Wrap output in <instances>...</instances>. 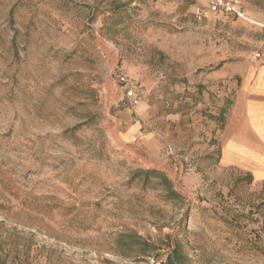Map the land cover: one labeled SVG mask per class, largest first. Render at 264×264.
<instances>
[{
  "label": "rangeland",
  "instance_id": "rangeland-1",
  "mask_svg": "<svg viewBox=\"0 0 264 264\" xmlns=\"http://www.w3.org/2000/svg\"><path fill=\"white\" fill-rule=\"evenodd\" d=\"M208 1L0 0V264H264V181L210 128L264 0L195 18Z\"/></svg>",
  "mask_w": 264,
  "mask_h": 264
},
{
  "label": "crops",
  "instance_id": "crops-1",
  "mask_svg": "<svg viewBox=\"0 0 264 264\" xmlns=\"http://www.w3.org/2000/svg\"><path fill=\"white\" fill-rule=\"evenodd\" d=\"M237 73L239 78L229 107L216 112L219 116L214 117L210 126L215 131L214 147L219 150L220 165L239 167L256 182L264 181V61L254 60ZM183 131L189 134L191 128ZM140 133V125L132 123L124 128L123 138L131 141ZM151 137L160 141L154 133ZM191 177L188 175L187 180Z\"/></svg>",
  "mask_w": 264,
  "mask_h": 264
},
{
  "label": "built area",
  "instance_id": "built-area-1",
  "mask_svg": "<svg viewBox=\"0 0 264 264\" xmlns=\"http://www.w3.org/2000/svg\"><path fill=\"white\" fill-rule=\"evenodd\" d=\"M194 13L195 18L201 20L216 13L244 16L245 9L240 0H209L207 5L197 7ZM256 58L264 61V50L258 51ZM118 79L125 89L126 98L132 104H138L144 96L143 87L131 80L123 71L119 73Z\"/></svg>",
  "mask_w": 264,
  "mask_h": 264
},
{
  "label": "trees",
  "instance_id": "trees-1",
  "mask_svg": "<svg viewBox=\"0 0 264 264\" xmlns=\"http://www.w3.org/2000/svg\"><path fill=\"white\" fill-rule=\"evenodd\" d=\"M145 172L147 173L148 176L151 175V174H155V173L160 174L161 178L163 179L162 181L167 183L170 193L176 195V192L172 189V185H171L169 179L165 175L161 174L160 172H158L156 170H145Z\"/></svg>",
  "mask_w": 264,
  "mask_h": 264
}]
</instances>
